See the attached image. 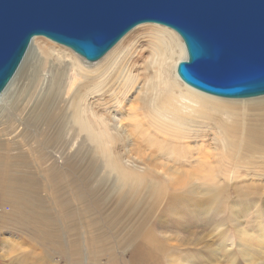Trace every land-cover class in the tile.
Masks as SVG:
<instances>
[{"label": "bare ground", "instance_id": "6f19581e", "mask_svg": "<svg viewBox=\"0 0 264 264\" xmlns=\"http://www.w3.org/2000/svg\"><path fill=\"white\" fill-rule=\"evenodd\" d=\"M146 24L129 33L148 31L147 47L120 51L105 68L32 38L0 94V225L21 234L2 238L0 259L17 252L16 264H50L46 250L64 247L50 215L78 226L68 248L87 240L89 264H120L126 251L129 264H178L171 255L181 246L163 247L155 229L180 231L178 240L164 234L178 243L192 235L193 247L210 251L199 236L210 210L202 207L225 200L234 220L243 211L222 185L240 169L264 173V96L225 99L184 85L174 71L186 58L181 39ZM128 92L140 114L119 113Z\"/></svg>", "mask_w": 264, "mask_h": 264}, {"label": "water", "instance_id": "95a60500", "mask_svg": "<svg viewBox=\"0 0 264 264\" xmlns=\"http://www.w3.org/2000/svg\"><path fill=\"white\" fill-rule=\"evenodd\" d=\"M175 32L186 86L225 99L264 96V0H0V94L33 37L90 63L141 24Z\"/></svg>", "mask_w": 264, "mask_h": 264}, {"label": "rangeland", "instance_id": "374dc122", "mask_svg": "<svg viewBox=\"0 0 264 264\" xmlns=\"http://www.w3.org/2000/svg\"><path fill=\"white\" fill-rule=\"evenodd\" d=\"M132 33H128L126 36H124L122 40L117 43L115 47H113L102 59L87 65L90 66V68H105L107 67L106 65L110 64L114 57H116L117 53H120V51L125 50L126 52L131 48H137L138 50L141 47H147L148 38L150 37L148 31H143L137 33L136 35L135 32ZM129 38L131 41L128 40ZM57 47L59 46L57 45ZM60 48H63L68 51V49H66L65 47L60 46ZM69 52L71 51L69 50ZM148 55L149 54L145 53L144 57L148 58ZM28 60L29 58H27V62ZM27 62L25 64H27ZM175 69L176 66L174 68V71ZM168 75L173 76L172 71L168 72ZM139 86H141V84ZM134 97L135 94L132 92H128L125 95V100L121 101V104L119 105L122 107L119 113H122L123 115H128V113H132L130 110L135 108V113L140 114V111H138V105L134 102ZM109 105L112 107V104ZM1 127L2 126H0V128ZM203 130L205 132L211 131L208 127H204ZM209 136L212 135L210 134ZM209 136L207 137V141H209L210 139H212V141L216 140L215 135L210 138ZM212 146L217 147L216 145H214L213 142ZM206 149L209 150L212 154L221 155L220 150L214 151L210 147H206ZM240 170L241 171H237L235 179L232 180V177H229L230 181H224V185H222L223 187L228 188V203L230 201L237 200L241 205H243V211L238 214L236 212L237 220H234L233 218V212L237 211L235 208H232V212H228L226 209L223 210V207L226 203L225 200H221L218 206L222 210V214H219V211L214 212L218 208V204L215 206L213 205L214 203H210L209 200L207 202L209 203V205L207 204L206 207L203 206L201 209V211L205 210L206 208L210 209L208 210L210 215L209 213H207L208 216L205 214L207 217L203 216V219L205 221L201 225L205 227V230H203L204 232H201V234L199 235L201 238L200 241L203 240L205 242H208V244H211L212 248H210V251L207 250L206 247L204 248V245L199 247H193L190 244L194 239L192 235L189 236V240L187 242L178 243V241H168L164 234L167 233L169 235H175L178 240L184 236L181 235L180 231L176 232L173 228L167 229L166 231H160L158 229H155L160 245H162L163 247L169 248L171 245L176 244H179L181 246V250L177 251L178 253H173L171 255L177 256L178 264H188L189 262H191V264H264V173H262L261 171V174L260 170L257 172V174H254L253 172L244 169ZM249 185L253 188L252 192L250 187L249 189L245 188ZM257 203H260L261 206L255 207L254 205ZM211 205H213L214 207L212 208ZM211 208L213 209V213L211 211ZM80 209L81 208H79V210ZM108 209L109 208H107L106 211H108ZM112 209L113 207L107 213L108 215L112 214ZM88 216L91 218L93 215L89 214ZM47 221L50 224H52L53 222L57 224L58 228L63 234L62 243L64 247L62 249L57 250H46V261L50 264H89L86 256V251L89 247H87V249L85 248V242L87 240H85V242H81L73 246L71 251L68 248L67 240L69 237L77 236L74 231L78 226L73 225L66 216L58 218L49 215L47 217ZM1 226L2 225H0V241L2 240V238H12L13 240L17 241L15 237H21V234H18L17 229H14L13 227H8L5 229V227L2 228ZM235 226L241 228L242 231L247 233L249 237L252 235V237L250 239L243 238L242 235H240L238 230L235 228ZM104 227L105 224L103 225V227L100 228ZM74 250H77V252H74ZM78 253H80L81 255L80 259L77 257ZM124 254L125 257L123 258L120 264H129L128 262L131 254L128 251H126ZM19 256L20 255H18L17 252H15L14 255L9 254V256H7L8 258H3L4 260L0 259V264H7L6 261L8 262V264H16L18 263ZM101 262L103 263L104 260H101Z\"/></svg>", "mask_w": 264, "mask_h": 264}]
</instances>
